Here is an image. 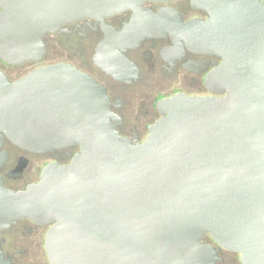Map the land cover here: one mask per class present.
Instances as JSON below:
<instances>
[{"label": "water", "instance_id": "1", "mask_svg": "<svg viewBox=\"0 0 264 264\" xmlns=\"http://www.w3.org/2000/svg\"><path fill=\"white\" fill-rule=\"evenodd\" d=\"M149 1L175 0H0L10 66L41 62L45 37L67 23L126 11L131 22L104 46L172 35L222 59L207 78L214 96L160 102L163 117L138 144L113 123L107 89L78 69L45 66L15 82L0 70V143L80 150L27 189L0 177V232L23 219L51 226L50 264H218L208 239L264 264V1L189 0L209 16L189 23L146 10ZM0 264H10L1 241Z\"/></svg>", "mask_w": 264, "mask_h": 264}, {"label": "flooded vegetation", "instance_id": "2", "mask_svg": "<svg viewBox=\"0 0 264 264\" xmlns=\"http://www.w3.org/2000/svg\"><path fill=\"white\" fill-rule=\"evenodd\" d=\"M144 8L154 14L164 11L184 23L209 19L205 11L193 8L189 0L149 1ZM132 16V11H126L103 20L86 18L67 23L45 37L47 52L43 60L36 64H42L38 68L70 65L103 85L118 119L113 123L117 124L120 135L138 144L147 139L150 127L163 117L159 110L160 102L179 94L214 96L207 78L220 66L222 59L191 51L185 41H178L172 35L145 37L138 45L125 49L116 41L104 46L109 41L108 36L113 32H122ZM118 54L130 64L124 65L117 59ZM2 66L10 65L0 59V70L12 82L34 71L12 78ZM107 69L114 75L109 74ZM79 151L78 148H71L34 153L5 139L0 143V177L4 179L7 189L21 191L38 183L49 164L68 165ZM50 228L49 225L23 219L1 231L0 241L5 259L10 264H50L46 249ZM207 241L218 251V264H242L239 254L220 248L211 239Z\"/></svg>", "mask_w": 264, "mask_h": 264}, {"label": "rangeland", "instance_id": "3", "mask_svg": "<svg viewBox=\"0 0 264 264\" xmlns=\"http://www.w3.org/2000/svg\"><path fill=\"white\" fill-rule=\"evenodd\" d=\"M42 64L37 65L36 63H27L21 66H2V69L9 74L12 78H18L21 77L38 67H40Z\"/></svg>", "mask_w": 264, "mask_h": 264}]
</instances>
